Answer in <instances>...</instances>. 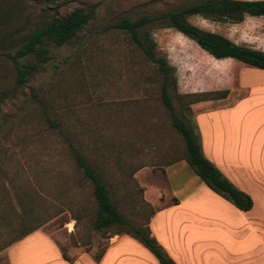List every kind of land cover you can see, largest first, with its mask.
<instances>
[{
    "label": "rangeland",
    "instance_id": "obj_1",
    "mask_svg": "<svg viewBox=\"0 0 264 264\" xmlns=\"http://www.w3.org/2000/svg\"><path fill=\"white\" fill-rule=\"evenodd\" d=\"M198 1L0 0V92H7L0 102V264H8L4 245L32 227L48 234L72 259L81 251L96 254L107 246L109 234L92 225V184L77 167L66 137L96 168L112 201L132 223L149 222L163 206L151 205L144 190L163 186L162 166L182 159L184 141L161 101L162 75L156 65L113 25L122 16L135 19ZM75 9H92L94 17L71 42L48 44L49 59L14 89L7 53L13 54L48 16ZM186 19L258 45L252 29L258 30L259 22L233 25L198 15ZM147 30L157 55L176 69L178 93L231 89L233 99L244 94L239 87L248 69L244 63L217 61L172 27L151 25ZM34 61L30 55L19 58L20 64ZM227 97L213 102L226 105ZM183 100L172 94L178 116L192 123L194 105L212 101L186 105ZM177 170L176 179L187 176Z\"/></svg>",
    "mask_w": 264,
    "mask_h": 264
},
{
    "label": "crops",
    "instance_id": "obj_2",
    "mask_svg": "<svg viewBox=\"0 0 264 264\" xmlns=\"http://www.w3.org/2000/svg\"><path fill=\"white\" fill-rule=\"evenodd\" d=\"M248 22L260 24L258 30L252 27L258 45L226 37L264 52V15H246L233 25ZM225 59L234 60H215ZM247 68L239 79L244 94L233 99L230 89L226 105L195 104L194 124L205 157L251 197L252 208L240 210L209 189L183 159L162 166L163 186L153 184L144 190L151 205L163 204L151 215L148 227L175 264H264V70ZM212 103L216 106L205 105ZM178 168L187 176L176 179ZM93 254L84 250L67 261L41 229L5 248L8 264H159L126 234L109 237L98 260Z\"/></svg>",
    "mask_w": 264,
    "mask_h": 264
},
{
    "label": "trees",
    "instance_id": "obj_3",
    "mask_svg": "<svg viewBox=\"0 0 264 264\" xmlns=\"http://www.w3.org/2000/svg\"><path fill=\"white\" fill-rule=\"evenodd\" d=\"M198 15L204 19L221 22L240 23L246 15H264V0H201L190 3L176 10L160 11L155 15H141L135 19L122 16L114 27L124 31L131 43L141 52L149 62L156 65L162 75L160 96L173 127L180 133L185 145V154L182 157L192 171L206 184V186L231 202L236 208L248 211L252 208L251 197L234 186L221 171L205 157L202 152L199 137L195 130V124L179 117L172 104V94L188 105L191 103L225 99L228 89L178 93L175 67L167 62L165 56H159L156 52V43L148 32L151 25L172 27L188 39L195 42L202 50L215 59L232 58L250 67L264 70V52L244 44H237L229 38L204 29L190 23L188 16ZM92 9H75L64 15H50L39 26L31 30L20 42L13 54L7 53L12 60L14 71V86L16 89L25 82L49 59L48 44L63 45L71 42L93 19ZM32 56L35 61L20 64L19 58ZM7 92H0V102L6 97ZM73 152V157L78 168L85 178L92 184V192L96 204L93 228L97 231L108 233L109 237L119 234L131 236L145 246L157 259L159 264H175L163 247L150 233L148 222L136 225L128 220L111 199V192L104 183L96 168L84 158L76 149L69 138H65ZM39 229L32 227L20 231L13 239L7 242L3 248L22 239L32 231ZM102 251L93 254L98 260ZM62 256L67 261L73 259L67 256L61 249Z\"/></svg>",
    "mask_w": 264,
    "mask_h": 264
}]
</instances>
